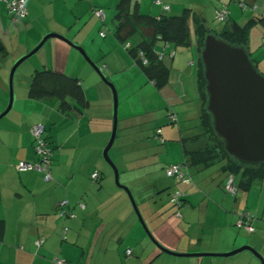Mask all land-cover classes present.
<instances>
[{
  "label": "crops",
  "instance_id": "0c3cea01",
  "mask_svg": "<svg viewBox=\"0 0 264 264\" xmlns=\"http://www.w3.org/2000/svg\"><path fill=\"white\" fill-rule=\"evenodd\" d=\"M220 1L222 6L226 4L230 9L231 22L243 25L253 17L252 12L246 11L250 17L242 18L239 1L243 0ZM120 2L121 0H27L28 15L25 18H17L6 4L0 1V41L5 46V50L0 52V112L5 108L4 100L8 99V73L17 58V56L9 58V52L28 46V49L23 51L27 52L48 33L64 35L81 45L90 40H100L102 47L106 48L99 49L100 52H106L109 47L117 48V43L122 44L115 36L116 14ZM163 3L170 6L168 11L164 10L162 4H157L156 0H129L128 7L130 13L138 12L157 17L163 14L180 15L185 8L193 9V5L190 6L187 0H163ZM97 9L104 11V21L95 15ZM173 11L176 14H173ZM196 12L206 19L204 11L197 9ZM192 24L191 20V44L192 27L193 31L195 30ZM105 26L113 32L112 37L101 35ZM255 26H261L264 33V26L261 24ZM135 35L138 36L139 44L144 39L143 34L137 32L130 38ZM194 38L198 41L196 34ZM54 39L57 40L51 45L56 50L55 59L47 67L68 74V59L73 47L63 40ZM128 44L132 47L131 43ZM197 44L198 42L196 46L200 58L201 53ZM173 46L162 41L156 46L158 54L164 53V63L165 57L172 63V67L169 66L172 68H169V82L177 77V72L181 76L192 74L191 66L189 68L186 66L189 56L182 51L179 58L178 52L172 57V53L175 52ZM260 47L261 49L264 47V34L262 44H259L258 39H252L248 44V50L257 64L262 56ZM59 53L67 58L64 65L58 63ZM122 57L126 66L129 59L125 54ZM107 66L109 70L110 64ZM131 71H134L133 68ZM138 76L141 77V74ZM143 82L155 87V83L148 78H144ZM181 83L185 92L183 96L186 97V84L183 81ZM89 89L85 88L87 98ZM28 91L29 89L27 92L23 90L19 92L21 101L16 104L15 115L6 120L7 124H0V264H52L55 258L65 260L66 264H213L212 260L203 257H179L163 252L144 232L129 200L110 188L111 178L109 172L102 168L100 154L108 144L111 134L107 133V120L104 129L93 127L92 120L95 116L87 120L90 104L87 112L73 109L66 113L60 109L58 100L51 99L57 101L53 104L47 102L50 100L32 99ZM166 103L168 117L174 112L178 122L174 123L170 118L169 120L179 126L180 115L168 101ZM133 117L135 115L129 114L123 119V135L116 156L120 158L129 180L139 182L147 175L150 183L155 185L154 189L152 187L149 190L148 196L141 197L140 208L152 234L164 247L177 253L231 250L247 242L245 239L247 237L234 234L232 228V225L236 226L240 214L246 210L255 215L253 221L255 230L244 231L250 234L256 231V227H263L259 217L264 218V191L257 193L256 203L251 205L252 209L248 205L253 190L259 186L264 187V180H256L248 191L238 189L237 194L233 195L224 189V184L233 177L237 185L241 176L225 171L223 169L225 162L219 158L208 167L187 168L190 175H195L193 171L198 174L196 176L198 180L192 177V184H178L181 182L168 176L165 171V167L182 163L185 159L183 146L179 150L178 144L173 142L172 146L176 147L173 152L166 146L168 141L174 139L172 135L174 130L167 127L159 128L160 134L159 129L156 130L155 138L167 147L159 156L149 150V145L143 143L136 146V143L131 142L137 139L138 134L134 132L136 125L131 122ZM186 117L187 115L183 120H186ZM35 124H43L45 133L49 130L45 137L53 150L50 181L45 179L42 172L19 171L16 168L20 161L38 162L36 141L32 134V127ZM203 132L202 127L201 132L192 133L188 138ZM166 158L169 161L162 163ZM153 163L156 165L155 169L151 167ZM159 164L164 168L166 176L173 179L172 183L168 182L167 177H163L165 179L162 180L156 168ZM141 168H147L148 171L140 170ZM210 168L214 169L213 172L218 169L217 174L216 172L212 174L215 182L213 186L205 179V174ZM95 171H99L100 174L97 182L92 179ZM140 171L143 173L140 174ZM105 175L107 177L104 179ZM259 182L262 184L257 186ZM199 184L207 189L213 200L222 199L223 205L216 203L217 210L210 212V204L215 205V201L196 190L195 187ZM218 187L234 197L233 203L228 196L221 198ZM176 188H181V192L185 194V201L182 207L180 206L183 212L174 208L171 203V193L177 190ZM140 190L143 191L145 188L140 187ZM224 205H229V210L224 208ZM201 206L204 207V214H198L197 210ZM213 228L215 230H212ZM129 249L131 254L127 252Z\"/></svg>",
  "mask_w": 264,
  "mask_h": 264
},
{
  "label": "rangeland",
  "instance_id": "374dc122",
  "mask_svg": "<svg viewBox=\"0 0 264 264\" xmlns=\"http://www.w3.org/2000/svg\"><path fill=\"white\" fill-rule=\"evenodd\" d=\"M187 1L190 3V6L193 5L192 7L194 11L195 10L197 11V9L204 11L203 14L207 19V24L209 27L213 29H217L219 31L221 30L224 22L217 21L216 14H215L216 8H220L222 6V3L220 0H187ZM241 11L243 13V14L241 13L243 19L246 17L247 18L250 17V14L246 11H243L242 8H241ZM173 14H176V13L173 11ZM102 30L103 32H105L106 36L108 37L113 36V32L110 30L108 26L103 27ZM263 34L264 33H262L261 26L259 27L254 26V28H252L251 30L250 40L258 39L259 44H262ZM194 36H195V33L192 27L193 44H191L189 47L185 49L180 48V47L176 48L175 46H173V50L175 51V54L178 52L177 58L180 57V53L182 51L189 56V60L187 61L186 66L188 68L191 66L190 70L192 71V74L189 76L188 74H186L185 76H181L177 72L176 73L177 77L175 79L173 78L172 81L168 82L161 88L156 87V85L154 87L148 84L147 82L146 83L143 82V79L147 77L143 73L142 69L136 64L135 59L132 57V55L129 53V51L124 46L125 43L126 44L131 43L133 48L136 47L138 45L137 35L133 36V38L128 39L127 42L125 43H122V44L117 43L116 45L117 48L109 47L110 49L107 50L106 52H100L99 49H103V50L106 49L102 47L100 40H97V39L93 41L90 40L85 45L78 44L86 51L88 58L84 56L80 50L74 47L72 48V54L70 55V57L68 56L69 64H68L67 73L72 77L78 78L80 82L83 84L84 90L85 88L86 89H88V87L90 88L88 90L89 92H88L87 100L89 104L91 105V109H90V113L88 114L87 120H89V118H91L92 116H95L94 120H92L94 121L92 125L94 128H100V129H104V123H105V120H107V123H108L107 133L109 134H111V128H112V122H113V120H111L113 116V105H114L113 92H112L111 86L103 79L102 75L97 70V68L101 70V72L107 78L108 82L114 83L117 88L118 97H119L120 125L118 127L119 133L117 134L118 140L117 141L115 140L116 143L114 142L115 144L112 146L109 154H110L111 159L114 161V163L119 168L121 182L131 189V191L133 192L139 204V207L142 203L141 197L148 196L149 190L152 187L154 189L155 185L154 184L152 185V183H150V178L147 175L145 176V178H142L141 180H139V182H134L133 180H129V178H127L125 175L124 167L121 165L120 158L116 156L117 151L119 150V146H120V138L123 135V129H122L123 119L126 115H129V114L135 115V117L131 119V122H133L132 123L133 125L134 124L136 125L134 127V132L138 134L136 136L137 139L131 142L136 143V146L141 145L143 143L144 145H147V146L149 145V150L155 154L157 153L159 156H160V153L165 151V149L167 148L166 146H169V151L173 152L174 149H176V147L172 146L173 142L175 144H178L179 150L181 149V146H183V149H184V141H187L188 136H191L192 133H199L202 131V125H201V121L199 118L201 103H200V98L198 94L199 93L198 92V82L196 78L197 69H198V61L200 58L198 57L197 46H196L197 41L194 38ZM55 40L57 39H54V38L50 39L35 55L25 60L18 68L15 78H14V91H15V101L14 102L15 103H14L12 110L5 117L0 119V124L2 123L7 124L6 120L15 115L16 104H19V102L21 101L19 92L21 90L27 92V89L30 88L31 80H32V77L35 71L42 70L48 65L52 64V61L55 59L56 50L54 46H52L51 44L52 42H55ZM36 45L32 46V48L28 50L27 52H23V51L27 50L28 46H22L19 48V50H16L15 52H12V53L9 52L8 54L9 58H14L16 56L17 58H15L12 66L10 67L9 73H8V99L4 100L3 104L5 105V108L0 112V114L7 108L9 104V100H10L9 78H10V73H11V69L13 65L20 57L30 52ZM123 54H125V57L129 59V63L126 64V66L123 62V57H122ZM261 54H262L261 60L260 61L258 60V63H259L258 69L262 74H264V47H262L261 49ZM63 55L64 54L59 53V57H58V63H60L61 65H64V63H66L67 61L66 56H63ZM165 58H166L165 59L166 65H168V67L169 66L172 67V63L170 62L169 58L168 57H165ZM253 59L255 58L253 57ZM109 64L111 68H109L108 70L107 65ZM132 68L134 71H131ZM139 74H141V77L138 76ZM181 81L185 82L186 84L185 86L187 89L186 97L183 96L185 95V92H183ZM0 94H1V91H0ZM167 101L169 102L170 105L173 106V109L176 111V113L180 115L179 126L178 124L174 125L169 120L168 112L166 109ZM47 102L56 104L57 101L56 100L51 101L50 99V101H47ZM85 110L87 112L89 108H86ZM186 115H187L186 120H183L184 116ZM52 123L50 124L52 125ZM165 127L171 128V130H174V132L172 133V135L174 136V139H171V141H168L166 146L155 138L156 130L159 128L165 129ZM47 132L45 133V135H47ZM205 141L206 139H202L198 144L199 147H203L205 143L209 144V141L208 142L207 141L205 142ZM185 146H187L186 143H185ZM209 146L211 145H208V147ZM103 151L100 154L101 165H102V168H105V170L109 172V176L111 178L109 180L110 188L115 190L118 194L125 196V198L128 199L131 204L130 198L128 197V194L126 193V191L117 186L114 171L112 167L108 164V162H106L104 155H103ZM86 152H88V150ZM126 152H127V149H126ZM162 158H165V157H162ZM167 161H169L168 158L163 159L162 163H166ZM153 165L154 163L151 165L152 168L156 166V165L154 166ZM160 166L162 165L159 164L156 167L158 169L160 176L162 178L167 177L166 173L163 170L164 168H161ZM143 169L145 171H148L147 168H141L140 170H143ZM165 169L167 168L165 167ZM149 170H153V169H149ZM213 170H214L213 168H210L208 169V173L205 174L206 176L205 179L208 180L207 183L210 184L211 186H213V184L215 183L213 181L212 174H214V172H216V174L218 173V169H215L214 172ZM193 172L195 173V175L194 176L193 174L191 175L192 177L196 178L198 174L195 171ZM139 173L142 174L143 172L140 171ZM106 177L107 176L105 175L104 179ZM152 177L154 176L152 175ZM167 178H168V182L170 183L173 182V179L169 177ZM164 179L165 178H163L162 180ZM197 180L198 179L196 178V181ZM100 182H102V179L100 180ZM192 183L193 181L190 182V184ZM178 184H182V183H178ZM258 184L260 185L262 183L261 182L257 183V186ZM98 185L100 186L99 183ZM214 186H216V184ZM140 187L145 188V190L143 191L140 190ZM195 188L198 192H200L202 195H204L208 199H212L210 198L212 197V195L209 192L207 193V189L203 185L199 184V186ZM263 188L264 187L259 186V188H255L253 190L251 202L248 205L251 209H252L251 205L256 203L257 193L259 194L262 193V191H264ZM176 189L178 191H181L180 190L181 188L180 189L176 188ZM224 189H225V186H224ZM177 190H174L172 192L173 196ZM219 192L221 194V198H225L226 196H228L232 203H233V200H235L233 196L226 193V190L223 191L219 188ZM242 193L243 191L240 192V194ZM213 201H215V205L213 203L210 204V212H214L215 210H217L218 204L216 203H221L223 205L222 199L213 200ZM173 204L174 202H172V205ZM228 204H229V201H228ZM181 207L174 204V208L181 209V211L183 212V209ZM223 207L224 208L226 207V209L229 210V205L228 206L224 205ZM197 211H198V214L205 213L203 206L198 208ZM259 220L263 223V227L261 226L256 227V231L250 234L245 232L244 229L242 230V229L237 228V226L232 225L234 234L240 235L241 237H244V236L247 237L245 238L247 240L246 243L240 244L236 246L235 248H232L231 250L209 251V253L210 252L212 253L230 252L232 250L242 247L243 245L249 244L253 248H255L264 257V218L260 216ZM212 230H215V228H213ZM144 232L146 233L145 230ZM203 258L212 260L213 264H262V261L260 260V258L256 256V254H254L250 250H243L231 256H205Z\"/></svg>",
  "mask_w": 264,
  "mask_h": 264
},
{
  "label": "trees",
  "instance_id": "16d2710c",
  "mask_svg": "<svg viewBox=\"0 0 264 264\" xmlns=\"http://www.w3.org/2000/svg\"><path fill=\"white\" fill-rule=\"evenodd\" d=\"M128 2L129 0H121L119 4L116 14L115 36L121 43H125L135 33L142 32L144 39L136 47L129 46L126 49L135 59L136 64L142 69L145 76L150 81H153L158 88L169 82L170 69L163 59L159 58L160 54L156 51L157 43L162 41L166 45H174L176 48L189 47L191 45V20L195 27L197 45L201 53L197 82L201 103L200 121L204 132L188 138L187 141L183 140L185 159L179 164L185 168L208 167L217 159L222 158L225 162L223 165L225 171L232 175L234 173L240 174L241 177L236 187L243 191H248L254 181L264 180V163H247L231 155L226 149L225 140L215 130L214 117L208 108V82L205 77V66L202 60V51L206 38L209 35H214L232 46L244 48L258 69L257 61L252 58V53L248 50V44L252 28L257 24L264 26V17L253 14V17L243 25L234 21L231 22L230 18L223 23V27L219 31L209 27L206 19L191 8H185L180 15L163 14L157 17L138 12L130 13ZM4 50L5 46L0 41V52ZM144 58L147 60V64L144 63ZM29 96L36 100L56 99L59 102L60 109L66 113L73 109L83 112L89 106L85 90L78 78L57 72L49 67L35 71L29 88ZM202 139L209 141V144L205 143L203 147H199L198 144ZM185 143L187 146H185ZM208 145L211 146L208 147ZM169 166L166 168L168 169ZM171 195L173 196L172 193ZM183 201H185V197ZM243 212H250L255 217L249 210Z\"/></svg>",
  "mask_w": 264,
  "mask_h": 264
},
{
  "label": "water",
  "instance_id": "95a60500",
  "mask_svg": "<svg viewBox=\"0 0 264 264\" xmlns=\"http://www.w3.org/2000/svg\"><path fill=\"white\" fill-rule=\"evenodd\" d=\"M52 38L63 40L80 50L88 58L86 51L81 46L64 35L48 33L43 36L30 52L20 57L13 65L9 78L10 100L7 108L0 114V119L5 117L14 106V78L18 68ZM202 60L208 82V108L214 117L215 130L225 140L227 151L247 163H264V75L255 67L250 55L244 48L232 46L214 35H209L206 38ZM97 70L111 86L114 100L113 127L103 155L114 171L117 186L128 194L136 216L152 242L163 252L179 257L231 256L243 250H250L264 264V257L249 244L225 253H177L164 247L155 238L144 219L133 192L121 182L119 168L110 157L109 152L118 134L119 97L115 84L108 82L99 68Z\"/></svg>",
  "mask_w": 264,
  "mask_h": 264
},
{
  "label": "built area",
  "instance_id": "2783aa9c",
  "mask_svg": "<svg viewBox=\"0 0 264 264\" xmlns=\"http://www.w3.org/2000/svg\"><path fill=\"white\" fill-rule=\"evenodd\" d=\"M4 2L10 12L14 13L17 18H25L28 15V6L27 0H0ZM157 4H162L164 10H169L170 6L164 5L163 0H156ZM240 7L244 11H250L253 14H258L264 17V0L261 2H246V1H239ZM95 15L100 18L101 20H105V13L102 9L95 10ZM216 19L219 22H226L231 18V12L228 6L225 4L220 8H217L215 11ZM103 37L106 36L105 32H101ZM126 48L129 47L125 45ZM143 55L142 53H140ZM175 52L172 53V57L174 56ZM159 58L162 60L164 58V53L160 54ZM144 63L147 64V60L144 58ZM169 118L172 122H178L177 115L174 112L169 114ZM161 133V130H158V134ZM32 134L36 141V153L39 157L38 162H27V161H20L16 168L19 171H38L44 173V177L47 181H50L52 178L51 174V166H52V156L53 150L49 147L47 139L44 137L45 134V126L43 124H35L32 127ZM168 176L174 177L177 181L189 184L192 182V177L189 174L187 168L183 167L180 164H172L167 169ZM100 177L99 171H95L92 174V179L94 181L98 180ZM225 189L233 194H237V187L233 180V177L225 184ZM184 195L181 191H176L174 196H172V202L174 204L181 206L183 203ZM84 206V205H83ZM179 214V213H178ZM255 217L250 212H243L240 214L239 219L237 220L236 226L239 229H244L248 232H253L255 227L253 226V221ZM128 254H131V249L127 250ZM52 264H66L65 260L60 258H55L52 261Z\"/></svg>",
  "mask_w": 264,
  "mask_h": 264
}]
</instances>
